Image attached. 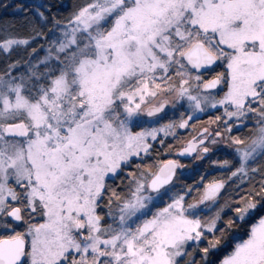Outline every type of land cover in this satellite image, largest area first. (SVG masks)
<instances>
[{
  "label": "snow or ice",
  "instance_id": "6c2138e0",
  "mask_svg": "<svg viewBox=\"0 0 264 264\" xmlns=\"http://www.w3.org/2000/svg\"><path fill=\"white\" fill-rule=\"evenodd\" d=\"M6 7L0 264H264V0Z\"/></svg>",
  "mask_w": 264,
  "mask_h": 264
},
{
  "label": "trees",
  "instance_id": "16d2710c",
  "mask_svg": "<svg viewBox=\"0 0 264 264\" xmlns=\"http://www.w3.org/2000/svg\"><path fill=\"white\" fill-rule=\"evenodd\" d=\"M48 0H0V24H2L4 21H9L13 18V16L17 15L16 13L13 12L11 7H6V5H15L17 3H23L26 6L29 4H42L46 3ZM53 3L57 5L55 11H57L58 14L60 15H66L67 13L71 12L74 8V6L78 3H80V0H52ZM222 110V109H221ZM216 115V112H206L202 114L199 118L203 119L205 116H214ZM247 130L243 129L237 134H243ZM235 134V133H233ZM168 143H173L171 139L168 140ZM161 156L159 157L160 159H168L169 157L167 155H163V149L160 150ZM153 158H155V153L153 154ZM223 159L224 157H220ZM188 160L182 161L183 163H187ZM208 161H203V163L197 164V165H191L189 168L184 170H179L177 173L176 181L175 183L177 185L180 184H190L194 180H199L200 175L207 172V175L205 176L206 180H211L212 178H220L222 173L217 169L216 171L211 170L210 168L207 167ZM202 188L203 185H200ZM228 193L226 192L222 197H221V203L225 201L227 198ZM225 213H227L229 210L225 208Z\"/></svg>",
  "mask_w": 264,
  "mask_h": 264
},
{
  "label": "rangeland",
  "instance_id": "374dc122",
  "mask_svg": "<svg viewBox=\"0 0 264 264\" xmlns=\"http://www.w3.org/2000/svg\"><path fill=\"white\" fill-rule=\"evenodd\" d=\"M42 54V53H41ZM170 115V113H169ZM202 114H199L197 116V119L195 121H193V125H195L197 127V129L200 127V126H206V122H207V117L205 116L203 119L199 118ZM177 118H178V113H177ZM245 130H247L245 128ZM237 134V133H235ZM181 136L185 137V138H188L190 137V135H192V133L190 132H183L181 131L180 133ZM221 151L219 153H216L214 154L213 158H215L216 155H219L220 157H224V145L221 143L219 145ZM172 158H175V157H172ZM187 163H183L182 161L184 160H181V163L185 165V168L184 169H187V167L189 168L191 165H197V164H200V163H203L201 162L200 160H197L195 156H191V158L187 159ZM182 169V170H184ZM181 170V171H182ZM179 171V170H178ZM202 189V188H201ZM198 198V197H197ZM192 197L190 196L189 197V200H191ZM156 206H163L162 204H157ZM214 211V210H213ZM150 214V213H149ZM209 213L207 211L204 212V215H208Z\"/></svg>",
  "mask_w": 264,
  "mask_h": 264
},
{
  "label": "water",
  "instance_id": "95a60500",
  "mask_svg": "<svg viewBox=\"0 0 264 264\" xmlns=\"http://www.w3.org/2000/svg\"><path fill=\"white\" fill-rule=\"evenodd\" d=\"M189 158H191V157H189ZM189 158H186V159H181V160H187V159H189Z\"/></svg>",
  "mask_w": 264,
  "mask_h": 264
}]
</instances>
